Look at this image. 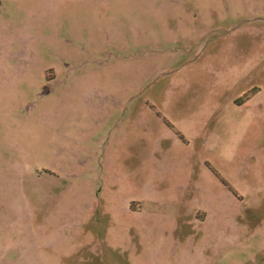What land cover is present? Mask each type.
<instances>
[{
    "label": "rangeland",
    "instance_id": "obj_1",
    "mask_svg": "<svg viewBox=\"0 0 264 264\" xmlns=\"http://www.w3.org/2000/svg\"><path fill=\"white\" fill-rule=\"evenodd\" d=\"M0 264H264V0H0Z\"/></svg>",
    "mask_w": 264,
    "mask_h": 264
},
{
    "label": "water",
    "instance_id": "obj_2",
    "mask_svg": "<svg viewBox=\"0 0 264 264\" xmlns=\"http://www.w3.org/2000/svg\"><path fill=\"white\" fill-rule=\"evenodd\" d=\"M45 94L47 93V91L45 90V92H44Z\"/></svg>",
    "mask_w": 264,
    "mask_h": 264
}]
</instances>
